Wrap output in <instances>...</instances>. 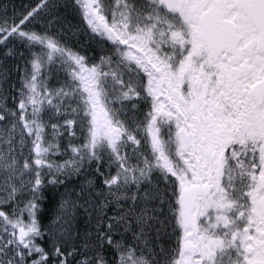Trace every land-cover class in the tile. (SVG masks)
Instances as JSON below:
<instances>
[{
    "label": "snow or ice",
    "instance_id": "snow-or-ice-1",
    "mask_svg": "<svg viewBox=\"0 0 264 264\" xmlns=\"http://www.w3.org/2000/svg\"><path fill=\"white\" fill-rule=\"evenodd\" d=\"M0 264H264V0H0Z\"/></svg>",
    "mask_w": 264,
    "mask_h": 264
}]
</instances>
